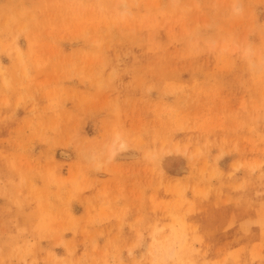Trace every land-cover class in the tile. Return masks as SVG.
I'll use <instances>...</instances> for the list:
<instances>
[{"label": "rangeland", "instance_id": "1", "mask_svg": "<svg viewBox=\"0 0 264 264\" xmlns=\"http://www.w3.org/2000/svg\"><path fill=\"white\" fill-rule=\"evenodd\" d=\"M0 264H264V0H0Z\"/></svg>", "mask_w": 264, "mask_h": 264}, {"label": "clouds", "instance_id": "2", "mask_svg": "<svg viewBox=\"0 0 264 264\" xmlns=\"http://www.w3.org/2000/svg\"><path fill=\"white\" fill-rule=\"evenodd\" d=\"M116 154H118V153H113L112 156L110 157V159H114Z\"/></svg>", "mask_w": 264, "mask_h": 264}, {"label": "bare ground", "instance_id": "3", "mask_svg": "<svg viewBox=\"0 0 264 264\" xmlns=\"http://www.w3.org/2000/svg\"><path fill=\"white\" fill-rule=\"evenodd\" d=\"M116 151V150H115ZM63 153V152H62ZM66 155V154H65Z\"/></svg>", "mask_w": 264, "mask_h": 264}]
</instances>
